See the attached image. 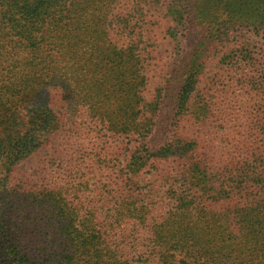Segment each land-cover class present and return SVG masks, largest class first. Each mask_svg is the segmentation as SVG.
Segmentation results:
<instances>
[{
    "label": "rangeland",
    "instance_id": "374dc122",
    "mask_svg": "<svg viewBox=\"0 0 264 264\" xmlns=\"http://www.w3.org/2000/svg\"><path fill=\"white\" fill-rule=\"evenodd\" d=\"M171 1L160 0L153 12L154 24L144 44L151 57L143 73L128 64H106L99 56L107 46L105 39L117 41L113 34H97L93 20L78 26L83 31L78 34L83 35L61 42H54L53 37L36 55L44 61V69L37 65L34 75L39 77L41 95L47 97L58 126L37 150L16 162L2 192L6 227L17 239L21 257L26 253L48 264L47 255L70 246L58 231L62 217L57 206H61L74 213L84 236H94L89 256L78 264H123L118 254L128 264H156L152 253H160L157 264H264L260 247L250 255L251 250L239 239L226 247L228 256L219 259L221 237L227 239V232L240 231L243 222L225 201L212 202L205 193L198 207L184 210L180 201L192 197L194 183L177 179L176 158L150 155L135 175L129 173L131 179L126 176L131 151L140 150L147 156L144 146L153 152L169 143L175 131L178 82L187 75L182 63L190 59L193 46L200 41L205 43L204 57L196 70L193 95L199 96L204 110L199 123L190 126L191 121H183L179 131L199 144L206 193L234 185V174H239L235 151L251 150L249 134L254 131L249 123L257 112L258 118L264 117L263 29L236 24L221 37L214 27L209 31L213 38L208 39L207 28L195 24L188 8L185 24L174 25ZM187 1L182 5L188 6ZM1 7L0 100L16 108L20 124L13 129H17L23 127V75L29 73V56L23 44L11 42L16 37L3 22ZM111 10L104 8L108 16ZM111 47L108 52L117 49L118 43ZM136 74L144 76L145 86L139 85ZM253 83H260L258 91L253 90ZM159 92L149 128L134 130L130 121L124 131L128 115L121 108L123 101L133 97L132 106L138 109L142 100L135 95L150 101ZM8 118L1 110L0 130L4 125L11 129L6 125ZM260 156L258 161H264ZM249 158L242 154V160ZM246 163L240 173L246 171ZM1 247L0 242V254Z\"/></svg>",
    "mask_w": 264,
    "mask_h": 264
},
{
    "label": "trees",
    "instance_id": "16d2710c",
    "mask_svg": "<svg viewBox=\"0 0 264 264\" xmlns=\"http://www.w3.org/2000/svg\"><path fill=\"white\" fill-rule=\"evenodd\" d=\"M182 1L172 0L169 3L175 16L173 17L174 25L183 26L185 24L186 8H188L190 18L195 24L207 28L208 39L213 38L209 31L214 27L217 28L218 36L221 37L231 26L236 24L259 27L264 31V0H190L187 1L188 6H183ZM159 2L160 0H0L3 22L12 32V36L16 37L11 39V42L23 44V51L29 56L26 61L29 73L23 75V127L13 129V127H19L20 124L16 108L6 106L0 100V111L4 110L8 114L6 125L11 128L8 129L4 125L0 130V242L2 246L0 264H44L42 261L38 262L37 256L32 258L26 253L23 257L20 256V245L17 239L10 236L6 227L2 194L16 162L37 150L44 139L49 137L58 126L52 109L48 107L47 97L41 95L42 85L38 82L39 77L34 75L35 67L44 65V61H39L36 55L53 37L54 42H61L83 35V33L78 34L79 31L83 32L78 26H87L88 21L93 20L97 34L99 32L106 35L113 34L117 41L114 43L111 39H105L107 46L103 47L105 49L100 52L99 56L103 57L106 64L111 66L128 64L135 67L136 72L143 73L148 63L147 60L151 57V52L145 48L144 44L150 28L154 24L152 21L153 12ZM105 7L112 8L109 16L104 11ZM169 34L173 36L172 29ZM173 38L176 40L175 36ZM117 43V49L108 52L112 48L111 46L114 47ZM204 44L201 41L195 44L190 59L186 63H182L187 75L178 82L175 131L172 132L169 143L153 152L144 146L142 149L145 153L148 152L147 156L143 155L140 150L131 151L125 165L126 176L131 179L129 173L135 175L144 166L150 155L176 158L179 166L177 179L180 178L184 184L194 183V190L192 193L189 192L192 197H184L185 199L180 201L184 210H188L189 207H198L201 204L200 200L206 194L212 202L225 201L243 222L240 231L227 232V239L221 237L223 245L218 247L219 259L227 255L224 253L226 247L235 245L238 239L241 241V245H245L251 250L250 255L256 254L259 251L258 247L264 253V161L263 158L258 161L260 155L264 156V117L258 118L256 115L259 113L257 112L249 123L250 130L254 131V134H249V139L252 141L251 150L235 151L234 162L239 174H234V185L232 187L224 185L215 189V194L211 195L206 193L208 187H204L206 176L202 174L200 168L199 144L179 131L183 121H191L190 126L199 123L204 110L203 103L198 99L199 96L193 95L196 70L202 64L204 57ZM208 49L205 51L207 52ZM33 60H37V63H34ZM136 80L139 85L145 86L146 79L142 74H136ZM259 84H252L254 91L260 89ZM135 96L138 100H142L138 109L132 106L133 97L125 99L121 106L125 114L128 115L123 125L124 131L130 121L134 123L132 125L134 130L146 131L149 128L153 119L151 113L157 108L160 92L150 101L145 100L142 96ZM127 110L130 114L127 113ZM21 130H23L22 133L15 135L4 133ZM256 131H259V134L263 133L258 135ZM258 142L263 146H259ZM241 153L248 154L250 158L242 160ZM245 161L247 162L246 171L240 173V166L245 164ZM257 162H260L262 167ZM130 179H128V183L132 184ZM173 182L177 183L178 181L175 179ZM172 194L177 195L175 188L172 190ZM218 195L225 197L220 198ZM57 207L59 215L62 217L58 231L66 237L65 241L69 242L70 246L65 247L58 254L47 255L46 260L49 261L48 264H78V260L87 259L89 256V251L93 248V245L90 246V242L94 236H84L78 229L80 225L75 224L74 213L67 212L61 206ZM239 234L241 236H238ZM182 238L186 240L184 235ZM175 243L180 244L181 242L176 240ZM163 256L166 261V256L164 254ZM118 257L123 261V264H128V260L123 259L122 255L118 254ZM159 257L160 253H152L151 260L157 264ZM102 264L117 263L106 261ZM181 264H185L184 261H181ZM212 264L219 263L213 262ZM243 264L257 263L250 261Z\"/></svg>",
    "mask_w": 264,
    "mask_h": 264
}]
</instances>
